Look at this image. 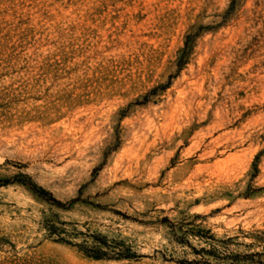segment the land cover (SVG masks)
Returning <instances> with one entry per match:
<instances>
[{"label":"rangeland","instance_id":"374dc122","mask_svg":"<svg viewBox=\"0 0 264 264\" xmlns=\"http://www.w3.org/2000/svg\"><path fill=\"white\" fill-rule=\"evenodd\" d=\"M259 73L264 0H0V264L264 253Z\"/></svg>","mask_w":264,"mask_h":264},{"label":"trees","instance_id":"16d2710c","mask_svg":"<svg viewBox=\"0 0 264 264\" xmlns=\"http://www.w3.org/2000/svg\"><path fill=\"white\" fill-rule=\"evenodd\" d=\"M35 189L36 188H34V190ZM41 192L43 194H46L45 191H41ZM52 200L54 202L58 203V201H56L55 199H52ZM194 252H195V254H198V255L202 256V259H200V260L196 259V260H193L191 262H186L184 264H227L228 260H232V264H234L235 262H238L240 260L251 262V263H255V264H264V261L261 260L262 257H264V253H251V254H247V255L222 256L220 254H217V252L215 250L202 249L200 251H196L195 250ZM205 255L209 256V258L205 259ZM88 256L93 257L95 259L109 258L108 255H106L104 252H101V251L90 253V255H88ZM128 257H129L128 255L120 254L117 258H128ZM257 257L259 258V260L255 261V259ZM211 260H214V262H212Z\"/></svg>","mask_w":264,"mask_h":264},{"label":"bare ground","instance_id":"6f19581e","mask_svg":"<svg viewBox=\"0 0 264 264\" xmlns=\"http://www.w3.org/2000/svg\"><path fill=\"white\" fill-rule=\"evenodd\" d=\"M217 72H218V71H217ZM256 79H257L258 81L262 82V80L264 79L263 74H262V73L257 74V75H256ZM231 83H232V81H229V80L223 78V79L219 82V86H218L217 90H223V92H224L225 94L228 95V99L231 100L232 107H233V106H234V101H233V99H234V93H235V84H234L233 87H231ZM262 106H264V104H262ZM222 107H223V104H222V103L218 105V107H217V111H216V113L214 114L216 117L219 116L220 110H221V109L223 110ZM221 119H222V118H221ZM97 131H98L99 133L103 134V133H102V131H104V129H103V125H99L98 128H97ZM99 135H100V134H99ZM102 136H103V135H102ZM196 139H197V138H196ZM198 142H199V141H198ZM198 144H200V143H198ZM73 153H74V152H73ZM209 154H210V153H209ZM74 155H75V154H74ZM232 156H233V155H231V156L229 157V159H231ZM233 158H234V156H233ZM231 160H232V159H231ZM222 162H223V160H222ZM247 162H248V161H247Z\"/></svg>","mask_w":264,"mask_h":264}]
</instances>
